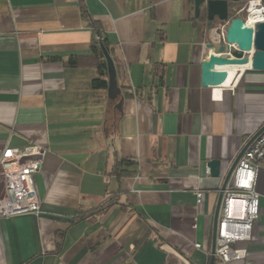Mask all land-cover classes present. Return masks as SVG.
<instances>
[{
	"label": "crops",
	"instance_id": "1",
	"mask_svg": "<svg viewBox=\"0 0 264 264\" xmlns=\"http://www.w3.org/2000/svg\"><path fill=\"white\" fill-rule=\"evenodd\" d=\"M81 5L114 51L122 99L91 86ZM200 17L194 0H0V157L48 150L41 214L0 219V264H209L224 178L264 126V72L231 68L224 88L202 87L214 35ZM122 160L134 175L113 172ZM255 187L259 219L236 247L264 264V161Z\"/></svg>",
	"mask_w": 264,
	"mask_h": 264
},
{
	"label": "built area",
	"instance_id": "2",
	"mask_svg": "<svg viewBox=\"0 0 264 264\" xmlns=\"http://www.w3.org/2000/svg\"><path fill=\"white\" fill-rule=\"evenodd\" d=\"M242 14L249 27L264 23V0L246 1L238 12L239 16ZM227 25L218 27L220 39H225ZM47 154L48 150L37 145L3 151L0 157V219L41 214L34 176L42 170ZM263 161L264 131L245 150L223 192L215 253L222 263L242 261L250 264L246 250L236 245L251 240L254 223L259 219V194L255 185ZM196 193L200 199V191ZM195 246L201 249V244Z\"/></svg>",
	"mask_w": 264,
	"mask_h": 264
},
{
	"label": "water",
	"instance_id": "3",
	"mask_svg": "<svg viewBox=\"0 0 264 264\" xmlns=\"http://www.w3.org/2000/svg\"><path fill=\"white\" fill-rule=\"evenodd\" d=\"M246 1L248 0H194L195 17L197 19L200 18L201 12L204 10L208 30L214 35L213 39H210L207 44V49L211 54L208 62L203 65L202 69V87L204 88L221 89L227 86L230 78L228 69L231 67L264 72V23H259L253 28L247 26L244 20L238 17V12L241 9L239 5ZM224 23H228L226 36L225 39H220L218 27ZM101 48L107 64L108 98L112 101H117L123 97L122 89L118 83L116 66L107 50L103 46ZM120 108L121 103L117 105V109ZM263 131L264 126L240 152L224 178L214 215L212 249L209 264H215L216 261L218 216L223 200V192L245 150ZM208 168L211 176L220 177V161H210Z\"/></svg>",
	"mask_w": 264,
	"mask_h": 264
},
{
	"label": "trees",
	"instance_id": "4",
	"mask_svg": "<svg viewBox=\"0 0 264 264\" xmlns=\"http://www.w3.org/2000/svg\"><path fill=\"white\" fill-rule=\"evenodd\" d=\"M242 6L239 5V8ZM82 15L85 18L86 21H88L89 26L94 30L96 38L94 40V45L92 47V58L94 59L95 66L98 71V77L92 80L91 86L93 89H105L108 88V81H107V64L105 61V58L103 56L102 48L103 46L111 58L113 59L116 71H117V77L120 73L119 66L117 64V60L114 55L113 49L110 47L109 42L104 39L101 35V28L98 22H95L91 19L90 15L88 14L87 10L83 5H81ZM201 19V17L199 18ZM205 19V17H204ZM100 38V39H98ZM67 66L69 67H78V65L81 64V60L78 57H72L67 63ZM162 71V70H161ZM126 97H132V94L126 93ZM134 161L132 160H122L117 162V164L114 166L113 172L118 175L119 177H126V176H132L135 174V172H132L129 167L134 165ZM84 216L87 214H83Z\"/></svg>",
	"mask_w": 264,
	"mask_h": 264
},
{
	"label": "rangeland",
	"instance_id": "5",
	"mask_svg": "<svg viewBox=\"0 0 264 264\" xmlns=\"http://www.w3.org/2000/svg\"><path fill=\"white\" fill-rule=\"evenodd\" d=\"M240 5H241V6H244V5H245V2L242 3V4H240ZM238 17L244 19V18H245V14H242V15H240V16H238Z\"/></svg>",
	"mask_w": 264,
	"mask_h": 264
},
{
	"label": "bare ground",
	"instance_id": "6",
	"mask_svg": "<svg viewBox=\"0 0 264 264\" xmlns=\"http://www.w3.org/2000/svg\"><path fill=\"white\" fill-rule=\"evenodd\" d=\"M231 68H235V67H231ZM231 68H229V69H231Z\"/></svg>",
	"mask_w": 264,
	"mask_h": 264
},
{
	"label": "flooded vegetation",
	"instance_id": "7",
	"mask_svg": "<svg viewBox=\"0 0 264 264\" xmlns=\"http://www.w3.org/2000/svg\"><path fill=\"white\" fill-rule=\"evenodd\" d=\"M240 6H241V5H240ZM242 7H243V6H242ZM242 7H241V8H242Z\"/></svg>",
	"mask_w": 264,
	"mask_h": 264
}]
</instances>
